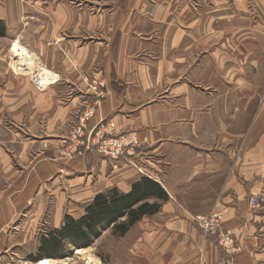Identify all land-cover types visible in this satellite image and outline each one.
Here are the masks:
<instances>
[{"label":"crops","instance_id":"obj_1","mask_svg":"<svg viewBox=\"0 0 264 264\" xmlns=\"http://www.w3.org/2000/svg\"><path fill=\"white\" fill-rule=\"evenodd\" d=\"M15 45L60 80L38 93L14 76ZM95 100L86 153L61 159L50 143ZM106 132L136 134L133 159L170 198L131 229L122 264H264V0H0V264L35 255L44 218L60 228L53 201L61 219L64 195L140 180L131 158L91 150ZM213 210L235 232L228 251L193 222Z\"/></svg>","mask_w":264,"mask_h":264},{"label":"rangeland","instance_id":"obj_2","mask_svg":"<svg viewBox=\"0 0 264 264\" xmlns=\"http://www.w3.org/2000/svg\"><path fill=\"white\" fill-rule=\"evenodd\" d=\"M15 47L24 48L21 45L12 46L11 48H9V50H8L9 52H7L8 56L5 59L6 64H7L8 68H9L10 72L12 71L14 73V76L19 77L20 79L21 78H26L28 81H30L32 87L38 93H42V92L46 91L48 89V87L56 84L60 80V76L57 74L58 75L57 77H53V78L57 79L56 82L53 81V82H55L54 84L49 85L44 90L39 89L38 86H37V82L35 80V76H34L36 74V72H34V71H36L38 69H49V68L47 66H45V65L39 64L38 59H33L32 57H30L28 52L24 53L23 51H21L22 53H24L29 58L30 62H28V61H25V62L29 63L30 66L29 65L20 66L21 71L18 72L14 68V64H15V55H16L15 53L20 52V50H18V51L14 50L16 52L12 53V50ZM29 68L31 70H28ZM52 72L54 73V71H52ZM50 75H49V77H50ZM41 84L43 85L45 83H41ZM97 105H98V102L95 100V101H93V103L91 105L82 106L79 109L78 113L76 114L75 121H74L73 125L70 127V129L68 130L67 134L65 136H63V138H58L59 139L58 143L57 142H51L50 143L51 145H53V148H55V149L52 148L54 150V152H56V154L61 159H62V157L65 159V158H70V157H73V156H78V155L86 153V152H80L79 150H76V149H78L81 146H84V143H87L86 141L83 140V139H85L83 132H84V130L86 128L85 127L86 120H89V118L91 117V113L95 111ZM8 121L10 122V120H8ZM79 127L81 128V131H78ZM106 133H108L107 136H109V137H106L108 139H110V138H118V139L129 140L132 136L136 135L135 133H124V134H121V135H115L113 137V134H111L109 132H106ZM97 134H99V133L97 132ZM100 134H101V130H100ZM100 134H99V138H103V136L100 135ZM104 137H105V135H104ZM55 138H57V137H55ZM96 139L94 141H91V144H92L91 150L96 152L98 155L100 154L99 156H108V158H110V159L111 158H115V155L112 154L110 149L105 148L103 146V144L99 143L98 138H96ZM108 139H104V140H106V142H107ZM53 140H56V139H53ZM104 140H101V143H103ZM136 147H137V144H134V146H132V148H134V150L130 151L131 154L126 153V156L131 158V161L129 162V165L132 166L131 168L136 169L142 175L141 178L148 177V178L154 180L153 177H152L153 174L150 173V172H146L145 170L143 171L140 166H137L136 161L133 159V157H137ZM130 148L131 147H127V149H130ZM36 157H38V156H36ZM13 160H14V167L17 168V169L19 168V170L23 169L26 166V165H21V163H19V161H17V158H13ZM74 176H76V175L75 174L71 175V177H74ZM68 177H69V174H67L66 168L61 169L59 171V173L55 176L54 180H59L60 181L58 190H61V189L64 190V191L65 190H69V186L67 184V180H68L67 178ZM110 190H112V189H110ZM47 191H51V188H48ZM105 192H107V191H105ZM120 192H122V191H120ZM100 193H104V192H100ZM100 193H98V194H100ZM123 193H126V192H123ZM63 197H64V200H65L63 209H61V210L64 211L62 213L63 220H62V218L60 219V217H59V213L60 212H55L54 210H53L54 212H52V210H51V207H53V206H54V209H55V207L56 208L59 207V203H58L57 200L53 201V203H51L47 207V209H48L47 214H49V215L51 214V217H52L51 220L53 219V220H56L57 222L59 220H61L62 221L61 226L63 225L65 216L69 215V216L73 217V215L69 214L70 213L69 207H71V209H76L77 213H80V214H77V215H79L81 217V216H83L86 213V210H85L86 207L89 206L93 202V200H94V198L96 196L92 200L87 202V203L81 204V203H76L75 202L74 206H71L72 204H70V203L73 202L74 199L70 198L67 195H64ZM255 198L259 199L258 197H252L250 199V207H251V209L252 210L262 209L261 206H257V205H255L253 203ZM168 200H170V198ZM150 202H154V200L150 201ZM158 202L161 205V209H160V211H161L162 208H163V204L166 203V202H162L160 200H158ZM73 204H74V202H73ZM221 212H223V211H221ZM221 212H219V211L216 212L215 210H213V211H211L210 213H208L206 215L196 216L194 218L193 222L196 225V227L199 228L202 231V235L205 238H207L209 236L213 237V239L215 240L217 245H219L220 247L225 248L228 251V249L225 246H227V245L232 243L233 235H234L235 232L234 231L233 232L232 231H230V232H225L224 231L223 223H222L223 216H222ZM77 215H75L76 217H73V218H79V217H77ZM49 218H50V216L47 217V218H44L41 221V225L38 227V229L35 232L36 233V248H38L39 244H40V247H41V242H42V239L44 237L48 236V234L51 233L52 231L58 230V229L61 228V226L58 229L53 228L54 225L50 224V221L48 220ZM124 219L125 218H123L122 220H124ZM45 222H47V224H44ZM43 226H44L45 229H43ZM99 232H100V235L92 241L91 245H89V246H87L85 248H80L81 250L72 248L69 244H65V249H66L67 252H66V254L64 256L58 255V256H53V258L46 257V258H43V259H52V260H54L56 262L55 264H89L90 260H89L88 256L87 255L84 256V255L80 254L81 251L87 250V251L90 252V254L94 257L95 260L99 261V264H122L125 250L127 249V247L130 244H133V242L136 241V238H134L133 235H129V237H127L129 232L124 237H118V236H116L114 234V231H113L112 227H108V228H105V229L101 228L99 230ZM221 241L228 242V243L225 246H223L220 243ZM39 249L36 251L35 255L29 256L28 259L24 258L22 260H19L18 264H35V263H37L39 260L38 261H34L33 258L38 256ZM234 250H236V248ZM234 250H231V251L229 250V251L232 254L237 253V251H234ZM225 253H227V252H225ZM227 254H229V253H227ZM135 259L139 260V258H137V257ZM200 262L201 263L205 262V258H204L203 252L200 254ZM218 264H229V263L228 262H226V263L220 262Z\"/></svg>","mask_w":264,"mask_h":264},{"label":"trees","instance_id":"obj_3","mask_svg":"<svg viewBox=\"0 0 264 264\" xmlns=\"http://www.w3.org/2000/svg\"><path fill=\"white\" fill-rule=\"evenodd\" d=\"M168 199L164 188L148 177L135 182L127 193L117 189L100 193L86 207L83 216H65L61 228L42 239L38 256L33 260L64 256L67 252L65 244L75 249L85 248L100 235L101 228L112 227L116 236L124 237L144 217L153 216L160 211L158 200L166 202ZM151 200L154 202H150ZM123 218L125 219L122 220Z\"/></svg>","mask_w":264,"mask_h":264},{"label":"built area","instance_id":"obj_4","mask_svg":"<svg viewBox=\"0 0 264 264\" xmlns=\"http://www.w3.org/2000/svg\"><path fill=\"white\" fill-rule=\"evenodd\" d=\"M28 70H31V69H28ZM34 72H36V75H37V77L35 75V80L37 82V86L39 89L44 90L49 85H51V83H54L53 81H57V79H55L53 77H57L58 75L53 73L50 69H38ZM45 74H46V76H49L50 74L51 75L48 78V80L46 81V83L41 85V83H40L41 79L40 78H44ZM45 80H46V77H45ZM78 131H81L80 127L78 128ZM102 140H104V139H102ZM99 143L103 144V146L105 148L110 149V151L112 152L113 155H115V157H119L121 155H126V153L131 154L130 151L134 150V148H132V146H134V144L136 143V137L132 136L129 140L110 138V139H108L107 142H106V140H104L103 143H101V140H100ZM127 147H131V148L127 149ZM253 203L257 206H261V201L257 198L254 199ZM220 243H221V245L225 246L228 242L221 241Z\"/></svg>","mask_w":264,"mask_h":264},{"label":"bare ground","instance_id":"obj_5","mask_svg":"<svg viewBox=\"0 0 264 264\" xmlns=\"http://www.w3.org/2000/svg\"><path fill=\"white\" fill-rule=\"evenodd\" d=\"M16 54V55H15ZM15 64H14V68L20 72L21 71V68L20 66H26V65H29V63H26L25 61H28L30 62L29 58L24 54L22 53L21 51L18 52V53H15ZM14 57V56H13ZM13 69V68H12ZM30 69V68H29ZM36 75V74H35ZM34 75V76H35ZM37 77V75H36ZM45 77H46V80H45ZM45 77L44 78H40L41 79V82L40 83H46V81L48 80L49 76H46L45 74ZM38 79V78H37ZM33 80V79H32ZM81 255H84V256H88L89 260H90V263L89 264H99V261L95 260L94 257L90 254L89 251L87 250H83L81 251L80 253ZM56 262L52 259H43L35 264H55Z\"/></svg>","mask_w":264,"mask_h":264}]
</instances>
